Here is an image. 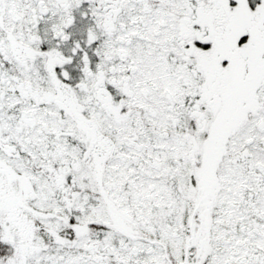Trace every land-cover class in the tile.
I'll use <instances>...</instances> for the list:
<instances>
[{
  "label": "snow or ice",
  "instance_id": "snow-or-ice-1",
  "mask_svg": "<svg viewBox=\"0 0 264 264\" xmlns=\"http://www.w3.org/2000/svg\"><path fill=\"white\" fill-rule=\"evenodd\" d=\"M0 264H264V0H0Z\"/></svg>",
  "mask_w": 264,
  "mask_h": 264
}]
</instances>
